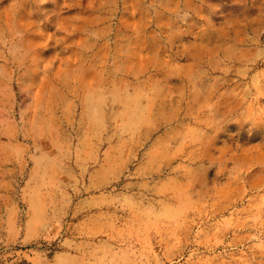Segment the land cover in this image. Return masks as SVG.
<instances>
[{"label":"rangeland","instance_id":"374dc122","mask_svg":"<svg viewBox=\"0 0 264 264\" xmlns=\"http://www.w3.org/2000/svg\"><path fill=\"white\" fill-rule=\"evenodd\" d=\"M0 264H264V0H0Z\"/></svg>","mask_w":264,"mask_h":264}]
</instances>
